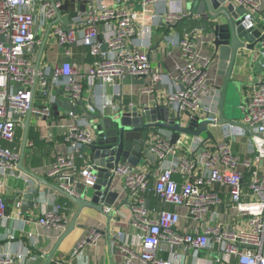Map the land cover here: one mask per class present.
<instances>
[{"label":"built area","instance_id":"built-area-1","mask_svg":"<svg viewBox=\"0 0 264 264\" xmlns=\"http://www.w3.org/2000/svg\"><path fill=\"white\" fill-rule=\"evenodd\" d=\"M158 1L122 0L120 4L137 3L141 7L139 15L146 17L144 8ZM226 1L244 6L240 22L244 29L264 24L261 5L264 0ZM58 14L61 18L68 15L69 28L61 19L56 20ZM136 15L137 12L127 6H110L104 0H0V187L3 175L9 170L17 175L19 169L20 157L14 145L17 125L23 126L30 112L46 120L48 127L52 102H36L37 94L46 96L50 83L64 88L71 106L65 112L69 118L76 117L75 108L83 95L84 84L76 78L79 68L73 61L53 63L44 69L39 63L36 66L35 57L44 39L45 44L52 38L66 55L75 45L88 48L92 56L85 74L88 86L96 82L101 86L114 84L115 80L121 82L129 76H148L145 90L154 91L164 73L152 67L146 50L153 26L138 22ZM185 15L182 7L171 5L163 14L150 17L172 26ZM199 32L192 30L173 43L181 47L186 63L177 67L174 74H168L180 80L182 86L164 97V103L186 120L209 111L217 113L220 98L219 89L207 83L210 61L201 64L192 61L196 51L190 38ZM254 52L263 69L264 42ZM107 104L102 110L120 107L112 101ZM240 108L244 115L238 119L241 125H217L221 139L210 146L206 144L208 140H195L189 150L192 153L175 156L176 147H184L181 143L171 146L166 138L157 135L147 139L149 150L157 160L155 167L147 164L151 169L158 168L152 185L149 172L138 165L117 166L115 173L122 179L120 197L127 200L130 225L137 229L130 235L134 246L124 247L121 264H133L134 259L142 264H187L182 262L183 254L178 250L184 248L194 254L214 248L217 261L234 259L236 264H264V77L252 84ZM94 136L92 128L88 129L81 121H72L63 136L67 151L55 155L45 175L66 190L70 187L68 179L73 176L92 186L96 175L91 172V165L79 166L75 158H85L83 148ZM238 137L248 139L246 157L232 149L231 144ZM164 161L169 163L163 168ZM148 191H154L163 203L174 209L149 208L145 202ZM222 194H226L227 200ZM15 207L19 212L20 201ZM60 207L44 210L37 223L54 231L64 229L67 222L60 214ZM104 209L112 216L119 214V209L113 205ZM183 209L190 229L180 226ZM238 217L244 223L241 227H236ZM4 218H8L6 199L0 193V220ZM95 234L93 230L79 240L73 253L77 254L84 244L93 241ZM125 236V231H115L111 246L121 247ZM166 251L172 259L161 256ZM35 256L23 251L2 253L0 264H32Z\"/></svg>","mask_w":264,"mask_h":264},{"label":"crops","instance_id":"crops-1","mask_svg":"<svg viewBox=\"0 0 264 264\" xmlns=\"http://www.w3.org/2000/svg\"><path fill=\"white\" fill-rule=\"evenodd\" d=\"M121 1L122 0H104V3L110 6H127L137 12L138 15H136V19L138 22L143 21L153 26V31L147 41L148 46L146 50L152 67L154 69H159L164 75L161 77V80L155 84L153 92L145 90L146 85L149 84L148 76L139 78L129 76L121 82L115 80L114 84L101 86L96 82L93 85L88 86L85 74L92 61V56L89 54L88 48L75 45L70 47V54L66 55L64 49L58 47L52 38L48 39L43 46V52L38 61L41 68L44 69L46 66H51L53 63H60L64 60L73 61L78 65L79 71L76 78L81 80L84 84V90L81 100L75 108V118H69L65 114L68 109H71V106L68 101L67 92L64 88L60 86L56 87L53 83L49 82L50 84L47 89V95L43 96L40 93L37 94L38 98L36 102H40V104L42 101L52 102V113L49 118L48 127L46 120L42 117H34L31 115L29 119L30 124L26 138L27 142L23 154L22 166L33 175H38L52 182L45 173L54 161L55 155L67 151L68 145L63 138L67 126L72 123V121L77 120L81 121V123L84 126H87L88 129L91 128L90 122L84 118L85 112L94 113L95 109L102 110L103 105H108L107 103L110 101L116 105H120V107L122 105L125 110L133 108L132 106H144V104L152 100H155L160 104H162V102L164 103L165 95L182 86L180 80L174 79L168 74H174L177 67L186 63V58L183 56L181 47L173 44L179 38L184 37L185 34L196 29L200 31L190 38L196 51L192 61L196 64L204 63L206 62L205 60L210 61L213 49L208 45V42L211 39L210 36L206 35L208 25L203 21H199L197 16H189V12H186L187 15L179 18L172 26L167 25L164 21L158 19L153 20L150 17L151 14H157L158 16L163 14L170 9L171 5H178L184 10H187L186 0H159L156 4H149L143 10L147 15L146 17H143L142 13L139 15L141 12L139 4L130 3L121 5ZM261 5L264 10V2H262ZM100 28L102 31L104 30V27ZM40 49L41 47L39 48L38 53ZM254 50L252 52L241 50L237 55L236 63L231 75L233 94L231 92L228 94V90L226 91L225 96L227 102L229 98L230 100L232 99L233 102L240 101L242 105L251 90L252 84L256 83L261 77H264V68L262 69L259 65V60L258 57H256ZM37 56L35 57V62H37ZM216 65V61H210L206 73L207 83L214 88L217 85L220 86L223 82L222 77L216 73ZM104 110L108 111L113 109L108 107V109L105 108ZM209 129L214 135V141L208 140L206 143L208 146L213 145L214 142H218L222 137L219 126L210 127ZM22 135L23 126L17 125L14 145L18 153H20L22 147ZM199 139L204 140L205 135L199 136L198 140ZM180 141L184 147H181V145L176 147L175 156H182L184 155L183 152H189L194 142L193 138L187 135H182ZM247 143V138L238 137L232 142L231 146L232 149L237 151L242 157H246L248 155ZM3 144L7 145L5 142ZM82 152L85 155V158L81 159L76 157L75 160L79 166H86V164H90L86 148H83ZM169 158H171V156ZM168 163L169 161H164L161 164V167L164 168ZM138 166L149 172V181L150 185H152L155 181L158 168L151 169L150 165L146 162L141 163ZM23 176L29 178L28 185H37L36 179L20 168L18 169L17 175H14L9 170L1 177L3 185L0 187V193L3 194L6 199V212L8 218L0 220V254H15L23 251L27 254L37 255L40 252H50L59 235L65 230L70 221L74 219L77 212L78 205L75 202L44 184H39V194L33 201L34 207L32 209H27L26 211L20 210L17 212L15 205L20 201L21 197L16 194V192L23 188V184L27 185ZM175 178H179V175H175ZM115 187L117 190L122 187V179L120 177L116 179ZM225 195L222 194V197L227 200ZM123 200L126 199L121 196L114 201L113 206L119 209V214L112 216L113 218L111 219L110 227L111 240L115 231L122 230L126 232V236L122 240L125 244H122L119 248L117 246H111V240L109 242L106 235L101 233V230H106L105 217L93 209L83 208L77 218L80 223L79 226H75V229L60 242L55 255L56 258H61L66 264H121L125 256L124 247L133 248L134 245L130 243V235L137 231V229L130 225L131 211L128 209V206L123 205L118 207ZM145 202L149 208L155 211L160 209H174L171 205L163 203L154 191L146 192ZM56 205L61 206L59 211L67 222L66 227L54 231L51 228L38 224V216L44 212V210L52 209L56 207ZM180 213L182 216L180 226L182 228L190 229L189 221L186 219L185 210H181ZM235 222H237L236 227L244 225L243 220L239 217L235 219ZM96 229H99V232L96 231ZM93 230L96 233L94 240L84 244L80 251L77 254H74L73 251L77 242L82 238L87 237L93 232ZM29 234H31V236ZM178 250L183 254L181 258L182 262L187 264H236L234 259H230V262L217 261L216 258L218 257L214 248H208L198 254H194L188 248ZM161 256L165 259H172V255L167 251L162 252ZM133 264L142 263H140L139 260L134 259Z\"/></svg>","mask_w":264,"mask_h":264},{"label":"water","instance_id":"water-1","mask_svg":"<svg viewBox=\"0 0 264 264\" xmlns=\"http://www.w3.org/2000/svg\"><path fill=\"white\" fill-rule=\"evenodd\" d=\"M186 2V12H189V16H197L199 21L208 25L206 35L211 38L208 45L213 49L210 61H216V73L223 79L222 84L216 86L220 90L217 113L209 111L186 120L165 103L160 104L155 100L144 106H132L133 108H127L128 110L121 105L117 109L108 111L95 109L94 113L85 112L84 118L90 122L95 132V138L85 148L91 172L96 175V179L92 186H87L79 178L70 177L68 179L69 191L57 183L33 175L22 166L31 117L28 112L23 122L19 168L33 176L37 185L26 183L27 185L23 184V188L17 190L16 194L21 197L20 210L26 211L34 207L33 201L39 194V184H44L62 193L78 205L74 219L59 235L52 250L48 253H38L32 264H66L61 258L55 256L58 245L75 229V226H79L77 218L83 208L93 209L105 217L106 230H101V233L105 234L110 242L112 213L109 214L104 208L112 206L115 199L120 197V191L115 187V181L119 178L115 173L116 168L123 163L136 166L145 162L155 167L156 156L149 150L146 143L150 137L154 135L164 137L171 146L180 144L182 135L191 136L195 141L204 134V141H214L210 127L224 123L234 126L241 125L238 119H231L225 114L227 104L225 95L229 87L233 86L231 75L237 55L241 50L252 52L264 42V24L244 29L240 24L245 12L244 6H234L226 0H186ZM60 19L63 25L69 28L68 15L61 18L58 14L56 20ZM259 21L257 19L256 23L259 24ZM44 42L45 39L40 46L36 66L43 52ZM127 204V200H123L118 207ZM96 231L99 232V229Z\"/></svg>","mask_w":264,"mask_h":264},{"label":"rangeland","instance_id":"rangeland-1","mask_svg":"<svg viewBox=\"0 0 264 264\" xmlns=\"http://www.w3.org/2000/svg\"><path fill=\"white\" fill-rule=\"evenodd\" d=\"M257 48L258 49H260L261 48V44L260 45H258L257 46ZM259 61H261L260 59H259ZM258 61V62H259ZM259 65H261L260 64V62H259ZM232 93L233 92V86L231 85L230 87H229V89H228V94L229 93ZM233 94V93H232ZM239 99V98H238ZM243 103H244V101H243ZM242 103V104H243ZM237 104H239V105H237ZM240 105H241V102L240 101H235V102H233V100L231 99H229L228 98V102H227V104H226V108H225V114L227 115V117H229V118H231V119H235V118H243V111L241 110V108H240ZM239 113V114H238ZM241 114V115H240ZM204 135V134H203Z\"/></svg>","mask_w":264,"mask_h":264}]
</instances>
